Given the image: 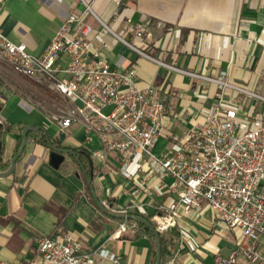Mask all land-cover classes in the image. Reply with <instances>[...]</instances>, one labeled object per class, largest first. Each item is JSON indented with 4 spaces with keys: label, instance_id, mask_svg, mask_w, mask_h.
Returning <instances> with one entry per match:
<instances>
[{
    "label": "crops",
    "instance_id": "obj_1",
    "mask_svg": "<svg viewBox=\"0 0 264 264\" xmlns=\"http://www.w3.org/2000/svg\"><path fill=\"white\" fill-rule=\"evenodd\" d=\"M92 10L97 18L82 16L92 29L91 51L99 53L111 69L133 68L138 85H154L157 98L167 96L164 130L152 149L155 156L168 149L170 134H182L201 123L214 103L217 88L194 75L223 74L248 89L256 96L240 95L242 115L259 113L264 120V0H95ZM80 12L78 0H5L0 31L39 57L61 23ZM115 14L119 15L113 25L117 31L126 17L134 23L151 20L150 42L126 36L144 55L108 35L100 39L104 29L97 19L108 23ZM60 61L64 64L66 56ZM40 78L20 74L0 59L1 163L10 165L21 147L25 126L37 128L27 132L13 172L0 177V261H30L35 258L37 237L69 232L84 250L111 253L119 257L118 264H155L157 245L146 234L134 236L137 223L133 226V220L122 219L111 209L128 206L129 214L151 220L156 209L168 202L169 193L148 174L146 163L142 162L136 177L125 179L114 154L101 160L96 155L101 143L96 134L87 133L82 121L59 132L50 114L58 107L68 110L69 103ZM44 134L54 146L60 143L64 149L89 156L94 169L91 184L108 213L93 200L75 155L65 154L57 168L49 163L51 150L38 141ZM60 135L63 139L57 142ZM123 221L128 229L122 237L112 238ZM161 236L168 240L169 251L160 264H214L217 254L228 255L235 248L241 233L225 231L205 209ZM256 245L264 258V235H259ZM94 258L98 264H113L104 255ZM238 263L247 264L242 257Z\"/></svg>",
    "mask_w": 264,
    "mask_h": 264
},
{
    "label": "built area",
    "instance_id": "obj_2",
    "mask_svg": "<svg viewBox=\"0 0 264 264\" xmlns=\"http://www.w3.org/2000/svg\"><path fill=\"white\" fill-rule=\"evenodd\" d=\"M78 1L81 12L70 14L61 23L39 57L30 54L24 43H15L0 31V59L27 77H43L41 81L52 93L68 101V110L58 107L50 114L59 132L74 121H82L87 133L96 134L101 143L96 155L104 160L107 154H114L125 179L136 177L141 164H147L148 174L169 193L168 202L160 205L150 220L159 235L184 218L198 217L208 209L225 231L241 233L235 248L228 255L217 254L214 264H239V257L247 264H264L256 245L259 235H264V120L259 113L242 115L239 99L240 95H256L229 82L223 74L194 75L217 88L214 103L201 123L182 134H170L168 149L155 156L152 149L164 130L167 96L157 98L154 85H138L133 68L111 69L99 53L91 51L92 29L82 16L97 18L92 10L95 0ZM4 2L0 0V13ZM118 18L115 14L108 23L97 19L104 29L100 39L108 35L144 55L126 36L150 42L151 20L134 23L126 17L123 28L117 31L113 25ZM63 55L64 64L60 61ZM111 212L130 213L128 206ZM128 227L126 221L121 222L111 237H122ZM95 255L119 263L118 256L106 251L84 250L69 232H55L36 238L34 259L0 264H98Z\"/></svg>",
    "mask_w": 264,
    "mask_h": 264
},
{
    "label": "water",
    "instance_id": "obj_3",
    "mask_svg": "<svg viewBox=\"0 0 264 264\" xmlns=\"http://www.w3.org/2000/svg\"><path fill=\"white\" fill-rule=\"evenodd\" d=\"M36 129L37 128H32V127H29V126H25L23 128V130H22V133H23V141H22L21 147L17 151V153L11 158L9 168L5 172L0 173V177L9 176L13 172L14 167H15V162L18 159V157L21 155V153H22V151H23V149H24V147L26 145V142H27V138H26L27 132L28 131H35ZM62 139H63V135H60L59 136V141L62 140ZM47 146L51 150L50 157H49V163L53 167H55V168H57L62 163V161L64 160V155L65 154H72V151H70V150L64 149L63 147L54 146L50 142L49 139L47 140ZM88 186H89V189H90V193L92 195V198L95 201V203L98 206V208L101 211L108 213L105 205H103L98 200L97 196L95 195L93 186L91 184V179L88 180ZM120 218H122V219H129V220H133L136 223H140L145 228L149 229L153 233V235L156 238V242H157L155 264H160V255H161L160 235L154 229L153 224L149 220H147L146 218H144V217H142L140 215L127 214V215H121Z\"/></svg>",
    "mask_w": 264,
    "mask_h": 264
},
{
    "label": "trees",
    "instance_id": "obj_4",
    "mask_svg": "<svg viewBox=\"0 0 264 264\" xmlns=\"http://www.w3.org/2000/svg\"><path fill=\"white\" fill-rule=\"evenodd\" d=\"M47 140H48V137L46 134H44V136L42 138H40L38 141L44 143V144H47ZM59 142V140L57 141ZM59 147H60V143L58 144ZM18 151V149L16 150V152ZM72 154L75 155L77 158H78V161L82 167V170H83V173L86 177L87 180L91 179V176L93 174V165H92V162L89 158L88 155H86L84 152L82 151H79L77 149H72ZM1 155H2V145L0 143V171H6L9 167V164L6 162L4 164L1 163ZM85 158V160H83V157ZM150 221V220H149ZM137 226H138V229L136 231V233L134 234V236H138V235H141V234H146L151 240L152 242L154 243V245H157V242H156V238L155 236L153 235V233L145 228L142 224L140 223H137ZM160 247H161V255H160V262L163 260V257L164 255L169 251V246H168V240L165 239L163 236L160 235ZM154 264V261L153 263Z\"/></svg>",
    "mask_w": 264,
    "mask_h": 264
}]
</instances>
